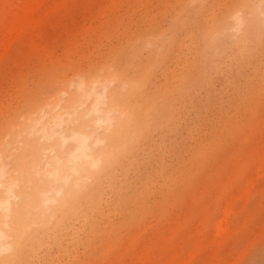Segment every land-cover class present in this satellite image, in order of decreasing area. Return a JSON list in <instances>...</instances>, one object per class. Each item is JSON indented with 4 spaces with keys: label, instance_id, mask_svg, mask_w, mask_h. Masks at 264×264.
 <instances>
[{
    "label": "rangeland",
    "instance_id": "374dc122",
    "mask_svg": "<svg viewBox=\"0 0 264 264\" xmlns=\"http://www.w3.org/2000/svg\"><path fill=\"white\" fill-rule=\"evenodd\" d=\"M240 1L0 0V113L51 77L74 79L107 63L141 31L153 41L184 7L208 14ZM228 31L223 59L175 106L172 128L152 133L136 169H116L115 188L127 195L104 182L95 208L44 235L22 264H264V43L239 73ZM181 48L154 85L186 68Z\"/></svg>",
    "mask_w": 264,
    "mask_h": 264
},
{
    "label": "bare ground",
    "instance_id": "6f19581e",
    "mask_svg": "<svg viewBox=\"0 0 264 264\" xmlns=\"http://www.w3.org/2000/svg\"><path fill=\"white\" fill-rule=\"evenodd\" d=\"M189 10L173 16L153 41L141 31L107 63L74 79L50 76L46 86L22 95L12 113H0V264H22L44 235L58 234L72 217L95 208L104 182L118 198L127 195L118 193L120 181L115 188L116 169H136V154L152 133L172 128L175 106L188 102L195 82L205 83L218 66L228 29L236 36L232 70L244 73L243 66L253 64L264 43V0L227 2L221 12L204 9L208 14ZM181 45L187 51L176 55L186 68L154 85V73L165 71Z\"/></svg>",
    "mask_w": 264,
    "mask_h": 264
}]
</instances>
